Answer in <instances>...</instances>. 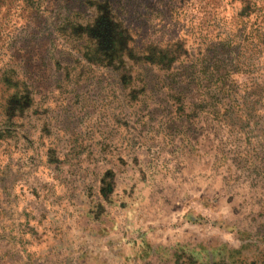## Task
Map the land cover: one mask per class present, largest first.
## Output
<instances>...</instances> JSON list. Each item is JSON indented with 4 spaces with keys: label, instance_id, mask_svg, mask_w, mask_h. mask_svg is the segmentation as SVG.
<instances>
[{
    "label": "rangeland",
    "instance_id": "1",
    "mask_svg": "<svg viewBox=\"0 0 264 264\" xmlns=\"http://www.w3.org/2000/svg\"><path fill=\"white\" fill-rule=\"evenodd\" d=\"M0 264H264V0H0Z\"/></svg>",
    "mask_w": 264,
    "mask_h": 264
},
{
    "label": "trees",
    "instance_id": "2",
    "mask_svg": "<svg viewBox=\"0 0 264 264\" xmlns=\"http://www.w3.org/2000/svg\"><path fill=\"white\" fill-rule=\"evenodd\" d=\"M153 48L154 49L150 51L151 53L147 54L146 56H144L142 58L146 59V61L150 62V64H152V63L157 64L158 66L162 67L164 70L168 71L169 74L165 73L168 77L167 78L168 81L166 80V78L162 79V80H163V82H165V84L168 88L167 90L176 91L177 87H174V83L176 81L170 80L171 79L170 76L178 74V73H174V72H176L177 69H175L174 67H171L173 65V63H171V62L174 60V55H176V53H177L176 50H172L171 48H160V50L155 52L156 48L155 47H153ZM161 53H164V57L163 56L160 57ZM201 65H202V63H201ZM194 74H196V73L194 72ZM168 95L170 96V94H168ZM201 98H203V96ZM182 100H183V98H182ZM189 100L190 99L188 98L187 101H189ZM215 101H216V99H215ZM204 102H205L204 99H199L196 102L191 101L189 104L199 105V107H200L202 105L203 106L206 105V104H204ZM210 105H212L211 107H213V108H216L219 106L218 104H216L213 101L210 103ZM167 129L170 130L168 127H167Z\"/></svg>",
    "mask_w": 264,
    "mask_h": 264
}]
</instances>
